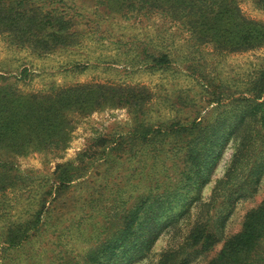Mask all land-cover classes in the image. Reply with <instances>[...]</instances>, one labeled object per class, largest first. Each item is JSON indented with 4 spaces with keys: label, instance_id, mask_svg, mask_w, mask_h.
<instances>
[{
    "label": "trees",
    "instance_id": "obj_1",
    "mask_svg": "<svg viewBox=\"0 0 264 264\" xmlns=\"http://www.w3.org/2000/svg\"><path fill=\"white\" fill-rule=\"evenodd\" d=\"M96 1L106 14L159 16L178 24L187 35L183 39L197 48L211 45L218 53L264 48V22L247 17L241 0ZM257 2L264 7V0ZM67 4L66 0H0V33L37 53L71 46L78 31ZM150 45L139 53L143 66L164 71L174 65L175 55L169 45ZM196 68L188 67L210 97L205 113L197 109L195 100L184 102V109L195 112L187 120H153L150 104L155 92L146 85L79 83L35 93L18 91L13 84L0 85V192L20 187L19 157L34 151L65 150L72 139L76 116L104 107H125L131 115L126 130L97 136L76 160L57 165V183L41 192L36 204L40 209L1 233L0 264H5L3 252L7 259V251L23 247L39 230L42 213L53 199L57 201L75 183L89 181L93 182V193H98L91 194L90 202L95 204L92 211L107 210L101 215L105 222L101 223V231L94 233L93 245L83 253L64 251L60 264H133L145 258L165 230L186 215L194 203L202 202V190L229 144L235 141L226 172L210 199L202 203L188 235L176 249L164 251L157 264H189L213 248L221 239L231 207L255 195L264 176V57L246 71L242 82L235 78L234 89L229 91L221 81L215 83ZM27 72L25 68L22 73ZM133 161L144 167L150 165L155 173L147 171L134 177L135 168L132 177L118 183L117 193L114 190L102 197L105 187L91 179L93 167L109 163L105 173H112L113 167ZM161 167L164 170L159 173ZM133 177L136 181L130 182ZM142 183V191H128ZM208 264H264V198L248 211L241 230Z\"/></svg>",
    "mask_w": 264,
    "mask_h": 264
},
{
    "label": "rangeland",
    "instance_id": "obj_2",
    "mask_svg": "<svg viewBox=\"0 0 264 264\" xmlns=\"http://www.w3.org/2000/svg\"><path fill=\"white\" fill-rule=\"evenodd\" d=\"M66 1L76 19V42L43 54L14 44L5 33H0V85L13 84V88L24 93L49 91L53 87L79 83L146 85L155 92L150 104L153 120L168 121L174 117L187 120L195 112L190 108L184 109L183 103L193 99L197 109L205 113L204 108L210 97L204 84L193 78L191 69H188L190 65H196V72L209 75L215 83L221 81L224 89L229 91L234 89L235 78L237 82H242L246 71L262 62L264 57V48L240 53H218L211 45L197 48L183 39L187 35L178 29V24L159 16L149 18L132 14L122 17L120 14H106L96 0ZM240 2L247 17L264 22V7L257 0ZM153 42L172 48L176 62L171 68L163 71L143 66L139 53L144 46L150 47ZM25 68L28 69L26 75L22 73ZM130 117L125 107H104L88 115L76 116L72 139L65 150L34 151L19 157L20 187L0 192V239L8 226L25 221L34 209H40L36 204L41 192L57 183L54 171L59 163L76 160L99 135L126 130L130 126ZM235 144V141L229 144L211 181L202 190V202L194 203L186 215L159 236L150 253L133 264H157L164 251L176 249L184 241L201 211L202 203L210 199L217 181L224 176ZM108 166L109 163L93 167L91 178L96 185L105 187L102 191L104 198L114 190L117 193L118 183L132 177L135 168L134 177L147 171L155 173V168L150 165L144 167L134 161L122 167H113L112 173H105ZM163 170L164 167H161L159 173ZM134 177L130 182L136 181ZM91 183H75L57 201L52 197V204L42 213L39 230L28 237L23 247L7 251L10 252L7 259L3 252L5 264H60L64 251L83 253L93 245L96 240L92 237L101 231V223L105 222L101 215L106 214L107 210L92 211L95 204L90 202L91 194L98 196V193H93ZM143 185L128 191L136 194L144 189ZM263 198L264 176L255 195L242 198L231 207L224 220L221 239L211 250L189 264H208L224 243L241 230L248 211L259 205ZM179 211L180 208L175 210L176 213Z\"/></svg>",
    "mask_w": 264,
    "mask_h": 264
}]
</instances>
